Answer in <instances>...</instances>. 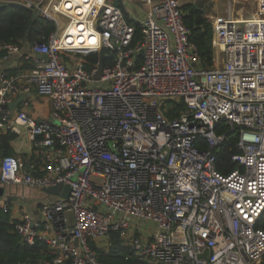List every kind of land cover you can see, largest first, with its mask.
I'll use <instances>...</instances> for the list:
<instances>
[{"label": "built area", "instance_id": "built-area-1", "mask_svg": "<svg viewBox=\"0 0 264 264\" xmlns=\"http://www.w3.org/2000/svg\"><path fill=\"white\" fill-rule=\"evenodd\" d=\"M15 2L56 30L22 56L23 75H0V136L23 128L30 144L0 157V187H69L40 201L37 220L0 194L21 241L48 247L34 264H106L91 244L113 234L153 264H264V0L250 17L214 19L221 61L210 69L182 0H153L138 39L114 0ZM20 49L0 45L3 59ZM31 86L50 99L49 118L3 108ZM227 131L238 152L222 173L214 149Z\"/></svg>", "mask_w": 264, "mask_h": 264}, {"label": "trees", "instance_id": "trees-1", "mask_svg": "<svg viewBox=\"0 0 264 264\" xmlns=\"http://www.w3.org/2000/svg\"><path fill=\"white\" fill-rule=\"evenodd\" d=\"M185 8L183 19L185 25L190 29V39L197 46L202 67L210 69L213 65L211 26L202 10L194 6L182 7V9ZM133 25L136 30L135 37L138 39L140 26L138 23H133ZM55 30V22L44 17L37 10L18 3L0 5V45L9 43L22 48L25 44L32 45L36 42L46 41ZM2 55L3 52L0 51V56ZM98 59V55L88 57L90 63H95ZM13 138L14 135L8 132L0 136V153L4 155L14 153L10 146V141ZM237 140L235 131H227L225 141L214 149L218 171L228 173L236 167L231 156L238 152ZM199 147H207V143L201 140ZM257 227L264 230V211L258 220ZM111 242L112 246L108 251H96L98 259L102 262L106 264H152L148 260L136 256L132 249L121 243L116 234H113ZM50 258L51 255L45 243L37 241L28 245L22 242L9 216L0 212V264H34Z\"/></svg>", "mask_w": 264, "mask_h": 264}, {"label": "crops", "instance_id": "crops-1", "mask_svg": "<svg viewBox=\"0 0 264 264\" xmlns=\"http://www.w3.org/2000/svg\"><path fill=\"white\" fill-rule=\"evenodd\" d=\"M34 4H45L46 0H28ZM153 0H114V2L121 7L124 12L126 19L130 23H138L151 9ZM0 2L4 3H16L15 0H0ZM256 4V0H255ZM191 7L194 6L197 9H200L204 12L206 19L208 20L211 30H212V38H213V29L212 22L218 16H228L231 15L236 19H244L246 17H250L256 13L251 12L250 7H246L245 0H182V7ZM183 12H185V9ZM139 24V23H138ZM31 45L25 44L19 53H15L10 55L7 59H3L0 56V75L2 72H6L8 75L21 76L28 69H30L31 65L24 61L23 57L25 53H28ZM215 52L213 49V63L215 58ZM214 66V64L212 65ZM18 101L15 108L10 111H16L17 109H24L28 114L33 116L36 120L46 119L50 117L51 105L50 99L46 96H41L37 93L35 86H31L29 92L26 93H18L12 98V102ZM9 110V109H8ZM11 133V132H8ZM3 134V133H2ZM1 134V135H2ZM14 138L10 141V146L13 149V154L19 156H26L30 151V144L26 138V134L23 128L20 129V134L12 133ZM26 140V142H25ZM16 142L17 145H24L28 142L29 150L26 152H19L14 149L13 143ZM16 189H12V186L3 187L1 194H7L9 199L14 204V210L17 211L20 208L26 210L33 220H37L38 218V210L39 204L42 199H48L50 196H54L51 194H47L45 191H38L27 187L22 186H13ZM10 221L12 219L9 217ZM136 222V221H134ZM151 229V226H148ZM112 246V242L108 241H99L96 243H92V247H94L95 251L97 250H105L108 251ZM125 246V245H124ZM128 247V246H127ZM44 256V255H43ZM46 258V257H43ZM150 262V261H149ZM152 263V262H150ZM153 264V263H152Z\"/></svg>", "mask_w": 264, "mask_h": 264}, {"label": "water", "instance_id": "water-1", "mask_svg": "<svg viewBox=\"0 0 264 264\" xmlns=\"http://www.w3.org/2000/svg\"><path fill=\"white\" fill-rule=\"evenodd\" d=\"M4 4V2H0V5ZM105 53V49H101L100 50V69L103 65V56ZM18 101H14L8 105L3 106L4 109H9V110H13L16 106ZM3 153H0V157H3ZM61 185H56L55 187H48L45 189V192L47 194H51L54 196H62V197H66L68 195L69 192V187L68 186H62V188L60 187ZM2 193V188H0V194Z\"/></svg>", "mask_w": 264, "mask_h": 264}, {"label": "rangeland", "instance_id": "rangeland-1", "mask_svg": "<svg viewBox=\"0 0 264 264\" xmlns=\"http://www.w3.org/2000/svg\"><path fill=\"white\" fill-rule=\"evenodd\" d=\"M246 1V7L251 9V12H255V9H256V4H255V0H245ZM216 58V63H215V67H220V61H221V54L218 55V59L217 57L215 56ZM213 66V67H214ZM171 103L174 105V106H180V103H181V100L180 99H175L173 101H171ZM26 142V140H25ZM13 146H14V149L15 150H18L19 152H26L29 150V145H28V142L25 143L24 145H17L16 142L13 143ZM4 187V186H3ZM62 188V185L60 186ZM2 188V187H0ZM12 189H16V187H13L12 186ZM153 227V225H152Z\"/></svg>", "mask_w": 264, "mask_h": 264}]
</instances>
